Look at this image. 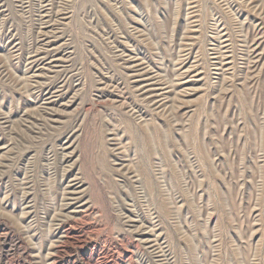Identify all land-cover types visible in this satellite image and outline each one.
I'll use <instances>...</instances> for the list:
<instances>
[{"label": "rangeland", "instance_id": "1", "mask_svg": "<svg viewBox=\"0 0 264 264\" xmlns=\"http://www.w3.org/2000/svg\"><path fill=\"white\" fill-rule=\"evenodd\" d=\"M47 11L52 109L28 77ZM130 52L198 81L153 110ZM0 264H264V0H0Z\"/></svg>", "mask_w": 264, "mask_h": 264}, {"label": "bare ground", "instance_id": "2", "mask_svg": "<svg viewBox=\"0 0 264 264\" xmlns=\"http://www.w3.org/2000/svg\"><path fill=\"white\" fill-rule=\"evenodd\" d=\"M50 14L51 13L47 11V13H45L43 15V17H44L43 24L44 25L42 26V30H41V37H42L41 47L39 49H37V51H35V53L30 55L28 58V60H29L28 63H29V65H31L29 67L30 69L29 68L28 69L30 72H32L28 77L31 79L32 83L35 84V86L36 85L38 86L39 94H41V96H42L43 109H45V108L46 109H52L53 105H57L58 104V102H57L58 98L62 97V94L65 93V88H66V83L64 81V78H63V81H59L60 80V78H59L58 82L56 81V84L49 81L50 80L49 78H50L52 73H59V72L65 71L63 69L64 64L60 65L59 63L66 62V61H64V54H62V49H61L62 46L61 45L57 46L56 45V43H57L56 38H52L54 36L48 34V33L53 32L54 24H55V23H52L53 21L51 19ZM66 14L67 13H61L60 14V16H62L61 19H65ZM50 27H51V29L49 30ZM55 37H56V35H55ZM258 48H259V46H256L253 49L254 53L257 52ZM13 51H14V49H13ZM140 56L135 52L134 53L133 52L127 53L126 55H123V62L125 64L126 68L128 69V71H130V78L132 79L131 82L134 83L133 87H134V91L136 92V96H138L139 99L142 100L143 102H146V104H150L153 107V110L154 109L157 110V109L163 108V106H165V104L167 103V99L169 98L168 94L170 92L179 91V88H181L180 90L182 92H180V91L179 92L180 93H186V90L190 89V85H193L194 82L198 81V79H196V77L199 75V72H197V69H196L197 65L192 64L195 61H192V57L189 55H187L185 58H183L179 62L180 69L185 68V66L188 63H191L181 73L183 82L180 83L179 86H178V84L175 85L173 83H171L168 86H165V84L163 82H159L157 79L158 76L151 75L152 72L149 69H147V66H145V62L143 61V59ZM224 56H226V55H224ZM48 59H50V60L48 61ZM216 59H219V56L216 57ZM221 62H223V61H217L216 65H223V63L221 64ZM218 68L221 69V67H218ZM156 71H157V69H156ZM183 85H186V86H184L185 88H183ZM72 103H73V100H72ZM74 180H76V179H74ZM70 184H71L70 186L72 187V190L68 193L69 196L67 197V199L74 201V200H77V197H79L78 196L79 195L78 190H79L80 186L77 187V185H75L74 183H70ZM68 204H73V203H68ZM129 221L130 222H136V221L139 222V219L137 220V218L136 219L129 218ZM137 225L135 224L133 226L137 227ZM135 231L137 233H140V234L143 233L141 235L143 237L142 241L146 245H148L149 248H152V250L155 251V253H157L158 256H159V253L161 254L162 257L164 256L162 253V245L160 243L159 236L155 235L157 233L154 234V228H152V226H149L146 228H138V230H135ZM165 261H166V259H165Z\"/></svg>", "mask_w": 264, "mask_h": 264}]
</instances>
